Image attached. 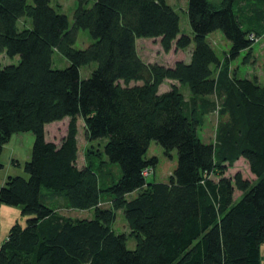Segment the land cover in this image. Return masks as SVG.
<instances>
[{
    "label": "trees",
    "instance_id": "1",
    "mask_svg": "<svg viewBox=\"0 0 264 264\" xmlns=\"http://www.w3.org/2000/svg\"><path fill=\"white\" fill-rule=\"evenodd\" d=\"M88 1L79 0L71 25L52 0H0V53L17 59L0 66V155L15 133L35 137L26 175L0 187V205L28 216L10 228L0 264H264V82L231 80L226 68L243 51L250 62L264 35V0H188L193 37L181 33L168 0ZM80 28L93 38L82 49L74 46ZM217 30L230 42L225 65L208 40ZM141 38L159 39L164 52L194 46L188 61L168 66L143 59ZM56 51L68 67H54ZM167 80L175 83L162 92ZM220 103L231 120L221 123L220 141L206 142L199 129ZM67 117L61 142L48 140L46 126ZM79 119L105 154H88L82 166ZM152 141L168 156L177 150L167 182L145 174L158 163L146 156ZM229 152L248 162L255 181L225 175ZM65 209H94V217ZM121 209L129 232L114 229Z\"/></svg>",
    "mask_w": 264,
    "mask_h": 264
},
{
    "label": "rangeland",
    "instance_id": "2",
    "mask_svg": "<svg viewBox=\"0 0 264 264\" xmlns=\"http://www.w3.org/2000/svg\"><path fill=\"white\" fill-rule=\"evenodd\" d=\"M213 4L219 5L222 0H210ZM32 2V0H29ZM88 6H92L95 0H89ZM79 0H52V5L61 13L66 14L69 17L70 24H73L74 11L77 8ZM168 3L172 5L180 15V27L181 33L191 35L193 37V30L190 24L189 15L187 12L188 0H168ZM208 40L213 45L218 56L224 61V65L228 63L225 60L227 52L230 49V42L226 39L221 30L214 31L208 36ZM93 42L89 31L87 29L80 28L77 33V40L75 47L82 49L88 47ZM138 50L144 60L151 63H160L164 65H173L177 60L184 59L188 61L191 57L192 47L194 43L187 49L177 50L175 46L170 52H164L160 45L159 39L153 38H141L137 42ZM247 51H243L240 57L229 62L228 67L229 77L231 80L235 78L253 79L257 78L259 82H264V35L255 41L253 46V53L250 62H244ZM54 67L66 68L70 65V61L65 58L61 53L55 52L53 55ZM17 59L8 58L5 54L0 53V66H4L10 63H16ZM227 66V65H226ZM97 67V63L92 62L81 68V78H89L93 70ZM225 67V66H224ZM175 82L167 80L161 86V91L165 92L169 90L172 84ZM178 85V83H177ZM185 94L186 99L189 101L192 98V92L187 86L181 88ZM224 104H219L218 109L212 111L205 117V121L199 129L201 138L206 142H218L219 129L221 123H227L231 120V114L221 112ZM71 121L70 117L65 118L62 121L54 122L46 126V136L48 140L61 142V139L67 134L68 126ZM226 125V124H225ZM78 127V146L79 157L78 164L84 165L86 157L94 155L98 158H105L103 141H89L86 136L85 126L83 120L77 121ZM226 129V128H224ZM34 134L32 132H18L15 133L11 140L4 146L0 155V162L4 165L0 171V187L3 186L10 175H26L24 171V163L30 159L32 148L34 144ZM228 145V144H227ZM226 145V146H227ZM228 148V146H227ZM148 158L157 157L158 163L155 166L154 171L149 176V181L167 182L178 164L177 150L172 151L171 156L165 153L164 148L155 141H152L148 153ZM230 158L234 155L229 152ZM222 159L224 166L226 167V176L234 177L236 173L240 172L244 179L255 181L256 176L251 172L248 162L243 158ZM13 160L19 161L20 166L14 163ZM233 161V162H232ZM232 162V163H231ZM241 195L239 190L235 191V199L237 200ZM50 204V203H49ZM61 214L70 216L73 218H93L94 209L81 210V209H65L60 211ZM28 216L22 214L20 206H11L2 204L0 205V244L7 238L10 228L18 222L22 226H26ZM114 229L117 232H129L128 222L124 213V210L117 211V218L114 222ZM135 240L133 238L128 239V247H135Z\"/></svg>",
    "mask_w": 264,
    "mask_h": 264
},
{
    "label": "crops",
    "instance_id": "3",
    "mask_svg": "<svg viewBox=\"0 0 264 264\" xmlns=\"http://www.w3.org/2000/svg\"><path fill=\"white\" fill-rule=\"evenodd\" d=\"M13 162H14V163L16 162V164H17L18 166H20V163H18L19 161L13 160ZM0 246H1V244H0Z\"/></svg>",
    "mask_w": 264,
    "mask_h": 264
},
{
    "label": "built area",
    "instance_id": "4",
    "mask_svg": "<svg viewBox=\"0 0 264 264\" xmlns=\"http://www.w3.org/2000/svg\"><path fill=\"white\" fill-rule=\"evenodd\" d=\"M149 172H151V170H150V171H149V170H147V171L145 172V174H146V175H148V174H149Z\"/></svg>",
    "mask_w": 264,
    "mask_h": 264
}]
</instances>
